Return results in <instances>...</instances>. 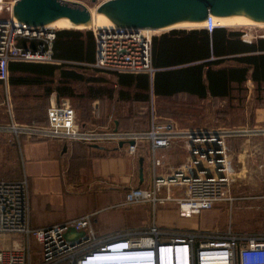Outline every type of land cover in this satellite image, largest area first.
<instances>
[{
	"label": "built area",
	"instance_id": "built-area-1",
	"mask_svg": "<svg viewBox=\"0 0 264 264\" xmlns=\"http://www.w3.org/2000/svg\"><path fill=\"white\" fill-rule=\"evenodd\" d=\"M15 0H0V81L7 83L10 61L53 62V28H33L19 23L12 16ZM6 15H3V13ZM220 27L209 15L203 29L211 32ZM92 28L95 58L91 66L111 74L154 72L152 66V34L130 30L114 24ZM25 40V45L19 41ZM34 41V43H31ZM99 107L92 100L91 118ZM4 129L10 141L21 136L35 140H64L89 146H119L131 156L137 154L142 142L151 154L153 171L160 165L155 157L158 149L169 148L176 138L183 139L188 159L168 176L153 173V187H134L126 191L124 204L150 202L153 207L171 199L158 198L161 186L181 185L185 195L175 199L180 217H191L202 210L213 208L220 202H232L229 185L233 181L234 167L227 139V130L179 131L172 119H160L151 100L149 127L146 131H119L113 122L96 127L89 121L80 127L75 111L68 100L50 102L46 111L47 124H18L12 120ZM236 136L264 138V126L238 128ZM264 171V156L260 165ZM73 228L84 231L85 238L75 242L65 239V232ZM18 236L19 247L0 249V264H32L29 241L34 238L40 245L41 256L33 264H264V236L238 234L229 228L223 233H204L197 230L170 232L153 222L145 230L133 235L96 240L89 216L64 223L33 229L29 226L27 181L0 179V238Z\"/></svg>",
	"mask_w": 264,
	"mask_h": 264
},
{
	"label": "crops",
	"instance_id": "crops-1",
	"mask_svg": "<svg viewBox=\"0 0 264 264\" xmlns=\"http://www.w3.org/2000/svg\"><path fill=\"white\" fill-rule=\"evenodd\" d=\"M168 32H161L154 34V36L160 37ZM242 39L246 42L252 40L244 39L243 37ZM164 45L167 49L170 48L169 44L166 45L165 43ZM166 48L162 49L166 50ZM91 52L90 49V52L86 55L92 59L93 53ZM92 63H82L85 64V68L82 71L87 79L86 85L98 88L101 84L100 78L110 82L115 80L114 74L99 70L91 66ZM246 84L250 93L253 86L250 82ZM236 93L238 92L232 91L230 98L226 96L213 98L210 94H206L205 97H199L194 93L180 90L170 96H157L150 88L149 101L144 104L149 107L151 100L155 103V101L169 98L189 101L190 103H202V105H210L214 101L226 104L238 100L239 94L237 95ZM54 98H57L56 95H52L50 102ZM92 100L90 101L87 118L84 121H81L79 115L76 114L78 125L83 127L91 121L92 125L96 127H105L113 122L116 128V121L113 119H109L104 123L101 118L95 117V115L91 118L90 107ZM117 103L116 100L114 103H109V110L113 111V113L121 107L117 106ZM127 104L128 106L131 105V103ZM177 105L180 106V103ZM123 108H125L124 104ZM105 112L108 114L107 110ZM11 117L17 123L13 114ZM159 118L165 119V117L161 116ZM4 120L5 114H0V136L8 135V132L4 129L10 123V116L8 121ZM174 123L179 131L203 130L183 128L179 127L175 121ZM246 126H264V109H257V114L251 115L249 121L240 126L209 130L225 129L230 134L227 144L233 160L234 176L233 181L229 185L228 193L234 200L232 202H220L213 208L202 210L200 213L188 218L179 216L178 204L177 200H175L185 195V187L181 185H177L176 189H173V193H176V195L171 194V190L165 191L162 188L163 186L160 187L156 193L157 197L165 198L169 196L171 199L165 200L154 207L150 202L124 204L127 190L134 187L151 189L153 187V173L166 177L175 168L181 166L178 165L171 171L162 169L161 166L165 165V160H168L173 155L169 151L174 148H182L186 154L185 161H187L188 150L181 138L174 139L169 148L157 150L155 157L159 158L160 165L155 167L154 171L151 154L146 150L147 143L142 142L135 155L138 157L136 183H133L135 173L133 158L120 146L104 145L117 150L113 151V155L103 157L101 156L102 151L100 148L79 142L54 139H19L18 142L14 141L19 155V176L17 178L0 179H26L29 226L33 229L58 225L69 220L89 216L90 226L97 241L117 236L133 235L134 232L147 229L153 222L170 232L181 230L200 231L202 228L200 227L198 216L204 211L211 213L210 211L213 209L223 208L229 211L231 220L232 215L235 217L234 229L232 228V223L229 225L232 232L264 236V176L259 167L260 154L264 156V138L233 135L234 130L245 128ZM141 157L143 158L142 164L139 163ZM144 162L146 163V168L144 167ZM141 166L142 178H140Z\"/></svg>",
	"mask_w": 264,
	"mask_h": 264
},
{
	"label": "trees",
	"instance_id": "trees-1",
	"mask_svg": "<svg viewBox=\"0 0 264 264\" xmlns=\"http://www.w3.org/2000/svg\"><path fill=\"white\" fill-rule=\"evenodd\" d=\"M243 33L226 27H216L211 32L203 28L171 29L160 37L152 36L151 57L155 70L151 76L146 73L114 74V81L100 78V86L93 88L85 84L87 79L82 71L85 68L82 63H91L95 58L92 31L55 30L53 62L10 61L8 64L7 82L11 88L40 89L31 96L24 94L19 97L21 102L15 107L14 119L18 124L46 125L49 100L56 95L58 103L68 99L75 117L79 115L81 121L87 118L90 101L97 99L99 107L95 117L104 123L113 119L119 131H146L149 127L146 114L135 116L119 112L115 116L109 109L108 114L104 113L102 104L114 103L115 100L119 106L133 102L144 104L149 101L150 88L157 96H170L185 90L199 97L210 94L213 98H230L232 91L241 93L247 82L252 84L260 99L264 91V36L246 42L242 39ZM165 43L172 49H167ZM19 44L25 45L26 41L20 40ZM90 49L92 59L86 55ZM132 117L140 118L143 126L128 128ZM24 138L21 136L19 139ZM98 148L103 157L117 150L110 146Z\"/></svg>",
	"mask_w": 264,
	"mask_h": 264
},
{
	"label": "rangeland",
	"instance_id": "rangeland-1",
	"mask_svg": "<svg viewBox=\"0 0 264 264\" xmlns=\"http://www.w3.org/2000/svg\"><path fill=\"white\" fill-rule=\"evenodd\" d=\"M3 2H9L13 0H2ZM77 2L82 3L87 8L90 9L91 12L95 14L96 6L103 2L104 0H96L92 2L91 0H75ZM3 15H6L4 12ZM97 27V26H95ZM84 30H91V27L83 28ZM231 30H241L243 31V38L245 39H254L259 36H264V25H252L245 27H237V28H227ZM55 30H57L55 28ZM171 30V29H170ZM170 30H163L159 32H152V36L154 34H159L161 32H166ZM31 43H34L32 41ZM40 92V89L36 87L31 88H11L9 83L0 82V114H5V120H9V114L7 113L8 105L12 114H14L15 107L19 105L20 96L24 94L32 95ZM239 98L236 101L228 102L226 104H221L217 101L210 103V105H202V103H190L189 101H181L174 99H164L158 100L154 103V108L159 116L172 119L177 123L179 127L183 128H191V129H203V130H213L216 128H231L233 126H240L249 121L250 116L253 114H257V109H264V91L261 93V98H258V94L255 91V88L251 90L249 93L247 84L244 86V90L241 93H236ZM51 99V98H50ZM50 101V100H49ZM180 103V106L177 105ZM183 104V105H182ZM206 104V103H203ZM105 110L108 111L110 105L108 103L102 104ZM119 105V104H117ZM119 107L114 112V115L121 112V114H134L135 116H142L141 114H146L148 116L149 107L146 104L139 103H131L130 106L128 104H124ZM102 108V112H103ZM246 114V115H245ZM143 126V122L140 118L132 117L128 128L134 129ZM181 151V152H179ZM171 152L173 155L165 160V165L161 166L162 169L166 171H171L178 165H182L185 163V153L182 148H174ZM178 152V154H177ZM113 155V154H111ZM133 158V162L135 163L134 168V181L136 183L137 180V172H138V157L131 156ZM260 162L259 167L261 165L263 156L260 154ZM144 167L146 168V163L144 162ZM137 168V169H136ZM176 169V168H175ZM262 170V174L264 176V171ZM19 155L18 149L15 144H12L10 141V136H0V178H17L19 176ZM177 185H169V186H161L165 191L171 190V194L173 193V189H176ZM179 186V185H178ZM184 187V186H183ZM220 204V203H219ZM209 211H204L201 215L198 216L200 220V227L202 228L200 231L204 233H223L229 229L230 223L235 225V217L229 211L224 210L223 208L213 209ZM234 225L232 228L234 229ZM250 232V231H249ZM18 236H8L5 238H0V249H9L14 247H19L20 241L17 239ZM21 245V244H20ZM30 250V261L31 263H35L40 259L41 256V248L40 245L31 238L29 241Z\"/></svg>",
	"mask_w": 264,
	"mask_h": 264
},
{
	"label": "water",
	"instance_id": "water-1",
	"mask_svg": "<svg viewBox=\"0 0 264 264\" xmlns=\"http://www.w3.org/2000/svg\"><path fill=\"white\" fill-rule=\"evenodd\" d=\"M95 12L106 16L117 27L135 31L202 23L209 15L243 16L264 23V0H104L96 6ZM12 16L19 23L33 28H44L59 19H67L73 29L91 26L90 9L75 0H15ZM119 146H122L121 142ZM142 161L141 157L139 163L142 164ZM64 237L69 242H75L84 239L85 233L70 228Z\"/></svg>",
	"mask_w": 264,
	"mask_h": 264
},
{
	"label": "bare ground",
	"instance_id": "bare-ground-1",
	"mask_svg": "<svg viewBox=\"0 0 264 264\" xmlns=\"http://www.w3.org/2000/svg\"><path fill=\"white\" fill-rule=\"evenodd\" d=\"M111 24L112 22L103 14H97L96 12L94 14V12H91V26L90 27L101 28V27L109 26ZM214 24L216 26L226 27V28H237V27H245V26H252V25H255V26L264 25V23L255 22L243 16L214 17ZM203 26H204V22L202 23H182V24H177V25H173L170 27H166L163 29H157V30L141 29V30L144 31L145 33H152V32H159L163 30L164 31L170 30L173 28L188 30V29H194V28H202ZM46 27L53 28V29L56 28L58 30L71 28L67 19H59L55 22H52L46 25Z\"/></svg>",
	"mask_w": 264,
	"mask_h": 264
}]
</instances>
